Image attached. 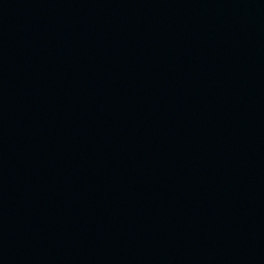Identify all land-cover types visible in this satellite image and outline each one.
<instances>
[{"label": "water", "instance_id": "1", "mask_svg": "<svg viewBox=\"0 0 264 264\" xmlns=\"http://www.w3.org/2000/svg\"><path fill=\"white\" fill-rule=\"evenodd\" d=\"M0 197L85 264H264V0H0Z\"/></svg>", "mask_w": 264, "mask_h": 264}]
</instances>
